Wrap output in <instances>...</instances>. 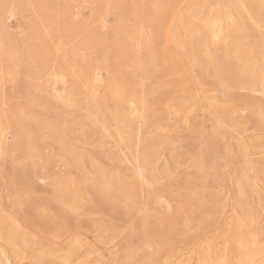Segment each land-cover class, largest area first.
Instances as JSON below:
<instances>
[{
    "label": "rangeland",
    "instance_id": "1",
    "mask_svg": "<svg viewBox=\"0 0 264 264\" xmlns=\"http://www.w3.org/2000/svg\"><path fill=\"white\" fill-rule=\"evenodd\" d=\"M0 264H264V0H0Z\"/></svg>",
    "mask_w": 264,
    "mask_h": 264
},
{
    "label": "bare ground",
    "instance_id": "2",
    "mask_svg": "<svg viewBox=\"0 0 264 264\" xmlns=\"http://www.w3.org/2000/svg\"><path fill=\"white\" fill-rule=\"evenodd\" d=\"M141 118V117H140ZM121 121V120H120ZM92 124V123H91ZM120 133V132H119ZM141 174V173H140ZM138 178V177H137Z\"/></svg>",
    "mask_w": 264,
    "mask_h": 264
}]
</instances>
